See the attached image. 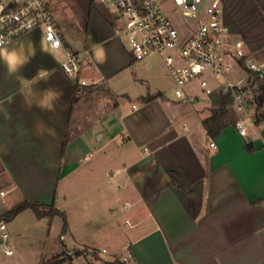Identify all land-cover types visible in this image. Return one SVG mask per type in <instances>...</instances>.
Here are the masks:
<instances>
[{"label": "crops", "instance_id": "0c3cea01", "mask_svg": "<svg viewBox=\"0 0 264 264\" xmlns=\"http://www.w3.org/2000/svg\"><path fill=\"white\" fill-rule=\"evenodd\" d=\"M219 1L233 38L244 43L247 58H255L251 62L263 64L264 0ZM118 22V17L113 22L95 12L84 39H70L68 30L62 31L67 46L85 58L82 78L101 80L97 87H80L67 77L60 68L64 53L50 50L41 31L9 45H23L35 55L16 75L0 63V215L25 201L56 204L62 173L68 176L76 165L102 154L109 165L110 212L115 215L117 187L126 198V228L112 223L102 248L95 250L92 239L67 221L63 248L82 254L64 260L53 258L59 252L48 256L32 250L36 237L7 222L14 253L6 255L0 248V264H106L116 259L125 264H264V122L251 126L253 132L248 127L243 137L236 128L242 114L229 111L231 123L210 138L202 122L211 108H221L225 95L216 90L204 105L169 98L174 80L163 58L135 60L117 33ZM154 57L159 66L151 61ZM38 68L54 69L55 75L33 86L30 95L21 94L19 77L31 78ZM133 77L143 88L140 105L129 109L122 100L131 99ZM48 87L63 93L52 112L35 106ZM184 104L196 114L176 115L175 108ZM126 203L131 205L127 211ZM85 250L99 256L91 260Z\"/></svg>", "mask_w": 264, "mask_h": 264}, {"label": "built area", "instance_id": "2783aa9c", "mask_svg": "<svg viewBox=\"0 0 264 264\" xmlns=\"http://www.w3.org/2000/svg\"><path fill=\"white\" fill-rule=\"evenodd\" d=\"M54 0H0V38L12 44L33 31H41L53 52L64 53L60 65L62 72L80 87H97L101 80L87 82L82 78L84 56L67 46L51 4ZM117 11L123 23L117 33L135 60L143 61L153 55L163 58L174 80V96L179 102L204 105L216 90L230 98L237 112L245 119L236 122L243 137L248 126H256V117L264 122V104L259 109L257 95L260 80L264 79V63L248 61L244 43L233 38L223 23L222 4L219 0H93ZM244 62V66L241 62ZM245 66L259 74L255 83L248 79H231L237 70L246 72ZM223 83L211 87L207 75ZM198 82L201 95L188 93V87ZM264 98V92H263ZM255 115V116H253ZM125 139L124 136L121 137ZM210 146L217 150L215 141ZM3 195V193H2ZM126 203L124 210L130 208ZM62 239H64L62 237ZM8 223L0 220V248L13 255ZM75 256V251L67 252ZM106 253V250H102Z\"/></svg>", "mask_w": 264, "mask_h": 264}, {"label": "rangeland", "instance_id": "374dc122", "mask_svg": "<svg viewBox=\"0 0 264 264\" xmlns=\"http://www.w3.org/2000/svg\"><path fill=\"white\" fill-rule=\"evenodd\" d=\"M51 5L60 29H62V31L67 29L69 32H67V34L70 39L78 38L81 40L85 38L88 31L87 29H89V23L95 12L101 16L105 15L113 22L115 21V17H118L117 11L110 10L102 4H96L93 0H54ZM118 24L122 25L123 23L120 20ZM254 60L255 58L253 57L248 59V61ZM151 61L154 65L161 64L158 57L152 58ZM206 78L211 87H216L218 84L223 83V80H217L210 74L207 75ZM240 78L248 79L249 75L247 72L241 70L232 73L231 79L233 81ZM133 80L134 81H131L128 85V87L130 86L128 92L131 99L125 98L122 100L124 107L129 109L132 108L133 105H140V99H138V97L143 88L142 82L136 79V77H133ZM171 88L172 89L167 91V95L174 100V88ZM188 90H191L194 95L202 96V89L198 82L192 83L188 87ZM175 111L178 116H183L189 111L196 114L195 109L190 104L181 105V107L175 108ZM229 111L233 114V112H236V108L232 107ZM204 112L205 114L209 113L207 110ZM261 113L263 114L264 111L262 110ZM245 118L246 117L242 115L241 119ZM246 126L249 127V124H246ZM249 129L252 132L254 131V128L249 127ZM117 141L120 142L119 140ZM102 158H104L102 154H98L90 162L81 164L79 167L76 165V168H78L76 172H71L68 176L63 172L60 178L61 180L56 187L55 207L66 213L67 221L71 222L72 228L76 233L84 232L86 234L85 237L92 239L90 245L95 250L102 248V243L107 240L106 238L110 232L109 229L112 223L117 222L118 225H122L126 228L125 221L127 216L122 210L126 199L125 195H123V192L117 187L114 188L117 190L116 193L118 194H114L115 198L117 197L116 212L115 215H111V199L108 196L113 195L108 193L111 185L108 184L110 178L109 171H106L109 170V165L105 163ZM100 189H102V194L99 193ZM100 198L101 201H99ZM88 203H92V206L89 207L87 205ZM13 222H15L14 226L19 232L36 237L31 243L32 245L29 246L32 250L40 251L48 256H50L52 252H59L56 257H53L54 259L58 257H63V259H65L71 256L67 253L69 250L63 248L62 245L61 236L66 235V233L63 227L64 221L61 216L56 215L52 218L39 219L32 210H26L24 214L16 220H13ZM43 222L49 223L44 224ZM127 223L129 224V222ZM67 243H70L69 237ZM29 247L26 251L29 250ZM76 252L78 251H75V256ZM84 252H86V256L91 257V260L99 256L95 251L85 250Z\"/></svg>", "mask_w": 264, "mask_h": 264}, {"label": "trees", "instance_id": "16d2710c", "mask_svg": "<svg viewBox=\"0 0 264 264\" xmlns=\"http://www.w3.org/2000/svg\"><path fill=\"white\" fill-rule=\"evenodd\" d=\"M244 66V62H241ZM246 72L249 75L248 78V82L250 83H255L256 81H258L259 78V74L254 72L253 70L247 68L245 66ZM75 88L77 89V86H75ZM263 92H264V79L260 80V84H259V90H258V95H257V100H258V108L260 109L263 104H264V98H263ZM230 93L228 95H225L223 97L222 100V105L221 108H211V114L208 118H206L205 120H203L202 124L205 128V130L207 131V134L210 138H216L218 137L221 132L231 123V119H230V113L229 110L227 108V103L228 100L230 98ZM256 123L260 124L261 123V118L260 116L256 117ZM250 147V144H249ZM65 149V146H64ZM170 176H171V180L173 182V184L182 189V185L179 181L178 176L174 173V172H170ZM26 210H32L35 215L39 218V219H44V218H52L56 215L61 216L63 221H64V230L67 228V216L66 213L57 209L55 207V204H42L39 202H30V201H25L19 205H17L16 207H14L13 209H11L10 211H8L5 214L0 215V219L5 220L6 222H11L13 221L18 215H20L21 213H23ZM82 253L80 251L76 252V255L79 256ZM71 257H67L65 258L66 260L70 259ZM64 259V260H65ZM106 264H125L124 262H122L120 259H116L113 262H106Z\"/></svg>", "mask_w": 264, "mask_h": 264}, {"label": "clouds", "instance_id": "9594fccd", "mask_svg": "<svg viewBox=\"0 0 264 264\" xmlns=\"http://www.w3.org/2000/svg\"><path fill=\"white\" fill-rule=\"evenodd\" d=\"M34 55V50L29 53L23 45L9 47L5 40L0 38V63L6 66L9 75H16L19 73L31 62ZM54 75V69L38 68L36 74L31 78L20 76L21 94L30 95L33 86L39 85L41 82L48 83ZM42 91L43 95L35 106L44 111H55L56 102L59 101L63 95L62 90L58 91L55 87H48ZM29 107H32V105L29 104Z\"/></svg>", "mask_w": 264, "mask_h": 264}]
</instances>
